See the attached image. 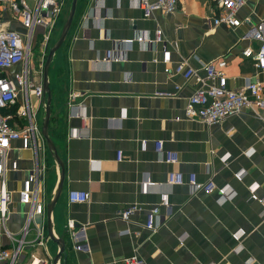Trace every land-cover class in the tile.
Segmentation results:
<instances>
[{
  "label": "crops",
  "instance_id": "obj_1",
  "mask_svg": "<svg viewBox=\"0 0 264 264\" xmlns=\"http://www.w3.org/2000/svg\"><path fill=\"white\" fill-rule=\"evenodd\" d=\"M135 1L76 0L71 26L48 70V135L63 165L50 226L53 237L65 238L66 264H123L131 256L144 264H264V207L250 192L264 201V123L250 109L212 125L187 119L184 108L198 85L174 72L185 63L204 77L203 65L223 60L228 89L263 83L264 71L243 55L247 49L255 53L259 45L242 37L250 26L264 22V0H246L237 28L212 25V0H181L173 13L157 12L148 19ZM62 3L57 23L62 18L65 22L71 8V0ZM3 20L25 34L8 14ZM157 31L162 42L151 47L149 40ZM44 33L35 29L32 50L37 40L45 48L40 40ZM138 37L144 43L136 42ZM107 51L121 60L106 63ZM26 64L28 82L42 85L43 72L33 74L30 62L15 66L8 76L21 75ZM30 89L27 101L38 130L32 149H23L20 140L11 142L8 169L0 178L10 195L8 217L0 225V249L18 247L15 264H52L59 249L48 238L46 206L58 189L61 171L41 135L45 110ZM18 90L16 103L2 114L13 116L12 127L22 131L26 121L16 113L25 93ZM70 94L78 98L70 101ZM157 142L175 154V163L164 162V155L155 151ZM12 162L15 170L10 169ZM35 166L40 170L36 201L45 213L30 218L32 208L19 202V193ZM171 173L195 175L201 184L212 181L233 197L222 202L216 191L191 195L185 184H167ZM70 191L88 194V201L68 203ZM161 194L167 195L169 208L159 209L163 226L150 232L144 225ZM129 207L139 211L124 221L119 213ZM81 230L87 253L73 250L72 236ZM235 233L241 235L235 239Z\"/></svg>",
  "mask_w": 264,
  "mask_h": 264
},
{
  "label": "built area",
  "instance_id": "obj_2",
  "mask_svg": "<svg viewBox=\"0 0 264 264\" xmlns=\"http://www.w3.org/2000/svg\"><path fill=\"white\" fill-rule=\"evenodd\" d=\"M214 3L215 14L212 16L211 22L213 26L226 25L237 28L241 21L237 18L238 12L244 7L246 0H212ZM181 0H136V7L142 12L144 18H151L157 12L164 14L173 13L179 6ZM62 0H0V178L3 179L7 169V157L11 148V142L21 141L23 149L31 148L34 142L35 133L38 127L35 123L36 115L32 111L27 96L30 92L39 101L41 108L45 110V94L43 86L32 85L27 80L29 72L26 64L21 75H15L13 78L8 76V72L15 66L28 62V58L32 53V42L34 31L37 27L43 28L44 34L41 39L42 45L46 48L51 37L62 9ZM8 14L12 19L18 21L25 34H21L7 27L3 20V15ZM248 21V20H247ZM243 40H252L258 43V49L252 53L249 49L243 52L246 57H251L254 67L259 71H264V22L254 26H250L244 33ZM127 43L131 41H126ZM138 43H144L142 37L136 39ZM162 42L160 31L156 32L154 40H149V46ZM164 52L163 63L169 62V54ZM121 56H117L112 51H107L105 62L108 64L118 62ZM226 62L223 60H215L211 63L203 65L202 69L205 73L204 77H199L197 72L187 67L185 63H179L174 72L182 74L186 80L194 79L198 88L194 94L189 97L184 108V116L187 119H196L202 123L212 125L221 123L224 120L239 115L244 109H250L253 116L264 123V82L263 83H247L245 87L231 90L227 88L226 77L223 69ZM166 69V73H170ZM25 93L23 107L17 112L20 120L26 121L24 130L17 131L11 125L13 116L2 114V111L9 109L16 103L18 92L21 89ZM78 96L70 94L69 100L75 101ZM33 140V142H32ZM142 151L146 149V142L140 144ZM155 151L164 155V162L173 164L176 162L175 154L165 151L163 144L157 142L154 144ZM16 162H12L10 169L15 170ZM40 178V170L34 167L28 177L22 184L19 193V202L22 205H28L32 208L29 215L30 218L40 216L45 213V207L42 203L36 201L38 184ZM149 184H152L148 182ZM167 184L180 186L187 185L191 195L198 193L210 194L217 192L220 201L227 202L233 197L232 193H228L225 188H217L212 181L201 184L197 181L195 175H189L184 178L180 173H171L167 177ZM251 199L259 202L264 207V201L254 195V190H250ZM234 194V193H233ZM68 203H86L88 194L80 191H70L67 196ZM10 203V195L2 181L0 186V225L3 226L8 217V205ZM169 208L168 197L166 194L160 195V202L157 207L152 209L147 216L144 229L155 232L163 226L159 221V209ZM139 211L137 207H129L120 211L119 216L122 220L128 221L129 218ZM72 227V224H70ZM128 232V231H126ZM124 233V232H123ZM241 234L232 235L237 239ZM42 238V237H40ZM73 250L76 252L87 253L89 247L86 242V233L81 230L72 236ZM19 248L14 247L10 250L0 249V264H15ZM123 264H144L142 259L131 256L123 259ZM31 264H48L42 260H33Z\"/></svg>",
  "mask_w": 264,
  "mask_h": 264
},
{
  "label": "water",
  "instance_id": "obj_3",
  "mask_svg": "<svg viewBox=\"0 0 264 264\" xmlns=\"http://www.w3.org/2000/svg\"><path fill=\"white\" fill-rule=\"evenodd\" d=\"M75 9H76V0H71V8H70L69 14H68V16H67V18L63 24L59 39L57 40L56 44L49 50V53L47 55V58H46V61H45L44 67H43V83H42V86H43V90H44V94H45L46 106H45V116H44V119L42 121V126H41V135H42V138L45 140L46 146H47L48 150L51 152L54 161L56 162V164L58 165V167L60 168V171H61L60 184L58 186V189H57L53 199L46 206V221H47L48 238L59 249L58 253L56 254V256L52 260V264H57V262L60 259H62V264H66V262H67L66 246L67 245H66L64 237H60L59 239H56L55 237H53V235L51 233V226H50V214H51V211L54 207V204L56 203L58 196L60 194V191H61V183H62V178H63V165H62V162L57 155L54 144L48 135V127H49V121H50V89L48 86L47 77H48V70L50 67L52 57L58 51V49L60 48V46L62 45V43L64 42V40L66 38V35L68 33V30L71 26V23H72V20L74 17Z\"/></svg>",
  "mask_w": 264,
  "mask_h": 264
},
{
  "label": "rangeland",
  "instance_id": "obj_4",
  "mask_svg": "<svg viewBox=\"0 0 264 264\" xmlns=\"http://www.w3.org/2000/svg\"><path fill=\"white\" fill-rule=\"evenodd\" d=\"M62 20H63V18L61 19V23H57V25L55 27L56 33L53 37L52 36L50 37V40H49L46 48H43L42 46H40L39 40H37V43L34 46L32 53L28 58V62L31 63L30 68L32 69L33 74H38V75L42 74L44 63L46 61L49 50L56 44L57 40L59 39L60 32H61V29H62L63 24H64ZM32 65H33V67H32ZM33 68H34V70H33Z\"/></svg>",
  "mask_w": 264,
  "mask_h": 264
}]
</instances>
